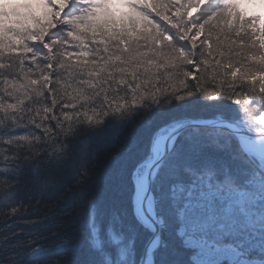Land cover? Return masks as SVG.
Instances as JSON below:
<instances>
[{
	"label": "snow or ice",
	"instance_id": "snow-or-ice-1",
	"mask_svg": "<svg viewBox=\"0 0 264 264\" xmlns=\"http://www.w3.org/2000/svg\"><path fill=\"white\" fill-rule=\"evenodd\" d=\"M46 4L0 52V223L29 230L0 264H264V29L228 0L131 5L140 28Z\"/></svg>",
	"mask_w": 264,
	"mask_h": 264
},
{
	"label": "rangeland",
	"instance_id": "rangeland-1",
	"mask_svg": "<svg viewBox=\"0 0 264 264\" xmlns=\"http://www.w3.org/2000/svg\"><path fill=\"white\" fill-rule=\"evenodd\" d=\"M58 1L61 5L64 3V0ZM53 2L55 3V0H53ZM79 2L81 6L85 5L86 7L90 4H104L105 8L99 10L97 13L98 17H102L100 20L102 23H100V25L104 26L111 23L112 13H115V16H117L120 12H125L126 15H123L122 19L121 17L116 18L117 26H122L123 28L131 27L128 17L131 16L130 14L136 12L131 8V5L148 3V5L151 6L150 0H79ZM228 3L237 5L240 11L251 21L252 25H259L264 29V0H228ZM5 11H8V14ZM52 11L51 8L47 7L46 0H0V15H2L0 16V21L5 20L6 27L8 24L12 25V23H10L11 15V18L19 23V26L21 25L27 28L34 27L35 29L42 28L46 30L47 28H43L44 25L49 28L53 24V22H51ZM153 11H156V8H153ZM56 13L59 15V12ZM132 18L138 23L141 22L134 17ZM244 18V16H241V20ZM233 19H235V13H233ZM2 25L3 24L0 23V27ZM135 25L137 28L140 27V24ZM2 42L5 43L4 39L0 37V44H2Z\"/></svg>",
	"mask_w": 264,
	"mask_h": 264
},
{
	"label": "trees",
	"instance_id": "trees-1",
	"mask_svg": "<svg viewBox=\"0 0 264 264\" xmlns=\"http://www.w3.org/2000/svg\"><path fill=\"white\" fill-rule=\"evenodd\" d=\"M157 8L160 7V4L162 3V0H155ZM55 3H60L58 0H55ZM152 3V0H150V4ZM84 10H87L86 8H88L89 6H82ZM85 7V8H84ZM82 9V10H83ZM8 14V11H5ZM125 12H120L119 14H117V17H121L122 14H124ZM57 15V20H59V15L56 13ZM132 17L136 18L137 20H140L141 22H137L136 20H133L132 18V23H135L137 25L140 24V27L144 26V25H148V24H154V22L150 19V17H142L141 15L137 14L136 12L130 14ZM2 16V15H0ZM5 16V15H4ZM128 17V18H129ZM102 17H98L97 16V20L96 23L100 25V23H102L101 20ZM10 20L12 23V25L8 24V26L6 27L5 24V20L4 21H0L1 24H3L0 27V37H2L5 41V43L2 42V44H0V52H3L4 49H8V54L10 57L12 58H26L27 57V42L30 40V38H33L35 34L40 33V32H46L48 27L46 25L43 26V28H47L46 30H43L42 28H38L35 29L34 27H22L21 25L19 26V23L15 22L14 19L11 18L10 15ZM68 17L64 18V21H67ZM35 21V20H34ZM52 22V21H51ZM51 27H54V23L52 24ZM49 27V28H51ZM139 27V28H140ZM35 209H30L29 211H34ZM44 210L43 208L39 209V212L42 213ZM2 219V218H0ZM12 226L9 228L7 226V222L4 223H0V250H2L3 247H7L8 250L5 253V255H10L12 252L16 251V249L11 248L9 245L11 243L12 240L14 239H18L20 237H13L16 231H21L23 230L25 232V234H27V232L29 231L27 229V227L24 225V222L21 221L20 223H17L16 220L11 221ZM36 228H40L42 227L41 225H36ZM5 237H9L11 238L9 241H7L5 243L4 238ZM2 258V257H0ZM6 264H18V261L15 259H9L7 260Z\"/></svg>",
	"mask_w": 264,
	"mask_h": 264
}]
</instances>
